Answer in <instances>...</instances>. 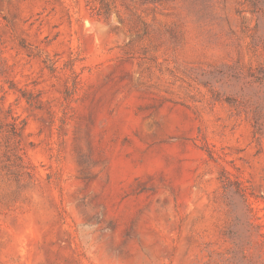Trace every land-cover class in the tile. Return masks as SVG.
I'll return each instance as SVG.
<instances>
[{
	"label": "rangeland",
	"instance_id": "rangeland-1",
	"mask_svg": "<svg viewBox=\"0 0 264 264\" xmlns=\"http://www.w3.org/2000/svg\"><path fill=\"white\" fill-rule=\"evenodd\" d=\"M259 228L264 0H0V264H252Z\"/></svg>",
	"mask_w": 264,
	"mask_h": 264
},
{
	"label": "trees",
	"instance_id": "trees-1",
	"mask_svg": "<svg viewBox=\"0 0 264 264\" xmlns=\"http://www.w3.org/2000/svg\"><path fill=\"white\" fill-rule=\"evenodd\" d=\"M239 195H241V196H243V197H245V195L244 194H241L240 192L238 193ZM250 210V209H249ZM256 224H254V226H255ZM260 225H257V227H259ZM258 233H259V236H261V237H264V232H262L261 230H260V228L258 229ZM256 244H258L259 246H261L262 248V250H260L261 251V253H258L257 255H250V258H252V264H264V240H261V239H258V241H256ZM242 253H244V252H242Z\"/></svg>",
	"mask_w": 264,
	"mask_h": 264
}]
</instances>
